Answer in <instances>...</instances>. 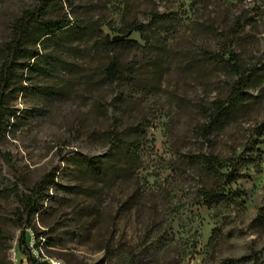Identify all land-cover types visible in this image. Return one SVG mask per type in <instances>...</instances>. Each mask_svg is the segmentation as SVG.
Masks as SVG:
<instances>
[{
    "label": "rangeland",
    "instance_id": "374dc122",
    "mask_svg": "<svg viewBox=\"0 0 264 264\" xmlns=\"http://www.w3.org/2000/svg\"><path fill=\"white\" fill-rule=\"evenodd\" d=\"M48 17H67L83 36L52 41L56 76L25 73L0 136V264H264V0H52ZM41 0H0V44ZM135 45L99 47L149 25ZM215 56L216 60L210 58ZM259 78L225 126L205 132L216 101H226L237 63ZM129 80L110 84L112 59ZM132 138L134 162L104 183L89 160L106 161ZM134 133V132H133ZM224 164L208 174L201 156ZM43 208L25 200L45 178ZM53 181V182H52ZM218 190L226 199L211 201ZM24 236L25 245L21 244Z\"/></svg>",
    "mask_w": 264,
    "mask_h": 264
},
{
    "label": "trees",
    "instance_id": "16d2710c",
    "mask_svg": "<svg viewBox=\"0 0 264 264\" xmlns=\"http://www.w3.org/2000/svg\"><path fill=\"white\" fill-rule=\"evenodd\" d=\"M40 7L26 9L22 16L14 23L12 27V37L10 41L0 44V136L7 130L14 127V120L19 116L14 109H11V103L15 101L19 91H25L26 87H17L20 76L25 73H43L49 76H56L60 69L50 63L55 57L52 54L44 56L40 52V48L49 45L52 41L55 43L60 40H65L73 35L83 36L85 30L83 27L75 26L67 17L64 19H52L48 17L50 2L52 0H41ZM167 16L155 15L149 25H143L138 22L132 23L128 36L124 40L114 42L106 38L102 45L110 50L135 45V42L128 38L133 32H138L143 39H147L148 32L152 25L166 21ZM216 60L215 56H210ZM234 59L237 63L230 64L226 62L232 71L238 75V80L233 84L231 93L226 101H216L213 103V108L208 113L210 123L205 126V132L219 129L225 126L226 123L237 117L243 110L245 103L251 96L245 91L259 76L252 72L248 75L243 73L237 57ZM103 79L110 83H124L129 80L128 75L124 72L116 59H112L109 65L102 72ZM13 121V122H12ZM134 132V133H133ZM129 133L128 136L121 135L119 140V150L116 155H112L113 161L107 158L106 161L97 163L89 160V169L91 175L100 177L104 183L113 182L116 178L121 177L124 172L123 162H134L136 156L132 152L134 145L132 138L136 135V130ZM200 165L205 171L215 177L225 176L229 181H234L237 178V173L232 172L228 175H223L221 171L224 169L223 162L214 156H201L199 159ZM46 177L41 183H38L26 196L25 206L26 211L32 219L35 214L39 213L43 208V194L49 189V182ZM53 182V181H52ZM206 198L211 201H222L226 197L218 190H210L204 193ZM23 247L25 245L24 236L21 239ZM28 260L31 264H35L29 249H27ZM46 264V263H44ZM96 264H105L104 261H99Z\"/></svg>",
    "mask_w": 264,
    "mask_h": 264
},
{
    "label": "water",
    "instance_id": "95a60500",
    "mask_svg": "<svg viewBox=\"0 0 264 264\" xmlns=\"http://www.w3.org/2000/svg\"><path fill=\"white\" fill-rule=\"evenodd\" d=\"M125 38H126V36H118V37L114 38L113 41L118 42V41L124 40Z\"/></svg>",
    "mask_w": 264,
    "mask_h": 264
}]
</instances>
